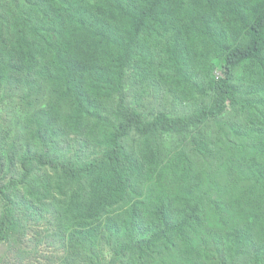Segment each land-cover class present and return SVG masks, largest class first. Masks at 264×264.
<instances>
[{
    "label": "trees",
    "instance_id": "obj_1",
    "mask_svg": "<svg viewBox=\"0 0 264 264\" xmlns=\"http://www.w3.org/2000/svg\"><path fill=\"white\" fill-rule=\"evenodd\" d=\"M14 98L0 243L42 207L74 264H264V0H0Z\"/></svg>",
    "mask_w": 264,
    "mask_h": 264
},
{
    "label": "rangeland",
    "instance_id": "obj_2",
    "mask_svg": "<svg viewBox=\"0 0 264 264\" xmlns=\"http://www.w3.org/2000/svg\"><path fill=\"white\" fill-rule=\"evenodd\" d=\"M157 93L158 91H153L150 97H145V100L139 103H145L148 106V110L161 108L168 111L172 110L170 99L165 95H160L157 99ZM131 103L132 100L130 99L127 104ZM29 108L26 107L25 103H21L16 98L7 99L5 102L2 101L0 103V147L5 145L6 142L9 144L17 143L18 139L21 138L20 136L24 132L21 122L26 117L27 114L25 113ZM184 109L185 112L188 110L187 105L178 108V111L183 112ZM143 110H146V108ZM62 147L66 152L70 150L68 152V157L70 158H75L77 155L83 159L86 157L87 151L81 150V146L69 149L68 140L62 143ZM185 149L191 159L199 161L200 165L198 166L200 168L203 166L206 169L204 172H207L208 175L214 176L215 173L218 175L222 174L224 166L219 161V159L221 160L220 157L218 158L217 155L213 157L209 156L212 160L203 165V153H200L198 150L196 151L192 145L186 144ZM0 162L4 163V159ZM0 173H2L0 175L1 186L4 184L6 177H8V173L16 174L17 169L12 167L7 172L6 166H4L0 169ZM3 204V198L0 194V214L4 206ZM41 208L37 212V215H20L24 235L21 237V240L19 234H16L9 242L0 243V264H74V261L71 259H63L65 246L62 245V241L60 243L54 239V236L60 232V228L56 226V222L53 219L54 211L51 213H47L46 210L42 212ZM50 209L53 210L51 207ZM40 211L42 213L39 214ZM158 260L157 258V262Z\"/></svg>",
    "mask_w": 264,
    "mask_h": 264
}]
</instances>
